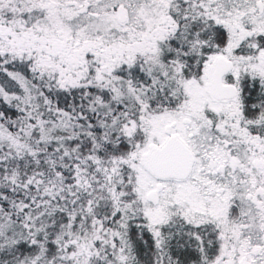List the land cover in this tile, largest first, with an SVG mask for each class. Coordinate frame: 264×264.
I'll list each match as a JSON object with an SVG mask.
<instances>
[{
    "label": "snow or ice",
    "instance_id": "obj_1",
    "mask_svg": "<svg viewBox=\"0 0 264 264\" xmlns=\"http://www.w3.org/2000/svg\"><path fill=\"white\" fill-rule=\"evenodd\" d=\"M0 264H264V0H0Z\"/></svg>",
    "mask_w": 264,
    "mask_h": 264
}]
</instances>
